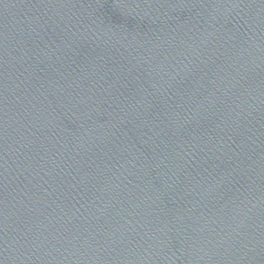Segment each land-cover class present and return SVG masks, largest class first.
I'll return each mask as SVG.
<instances>
[{"label": "water", "instance_id": "obj_1", "mask_svg": "<svg viewBox=\"0 0 264 264\" xmlns=\"http://www.w3.org/2000/svg\"><path fill=\"white\" fill-rule=\"evenodd\" d=\"M0 264H264V0H0Z\"/></svg>", "mask_w": 264, "mask_h": 264}]
</instances>
